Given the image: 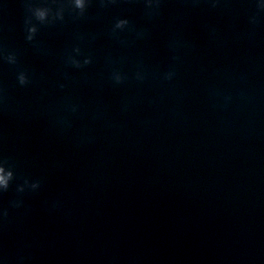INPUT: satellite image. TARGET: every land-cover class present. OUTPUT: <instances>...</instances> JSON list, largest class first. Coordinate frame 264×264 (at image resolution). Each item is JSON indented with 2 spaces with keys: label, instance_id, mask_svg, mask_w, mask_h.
<instances>
[{
  "label": "clouds",
  "instance_id": "9594fccd",
  "mask_svg": "<svg viewBox=\"0 0 264 264\" xmlns=\"http://www.w3.org/2000/svg\"><path fill=\"white\" fill-rule=\"evenodd\" d=\"M167 0H43L42 3H37L36 0H20L23 9V32L24 40L32 46V48L41 55H50L51 51L37 39V36L42 27H56L58 24L63 25L71 19L73 23L89 18V9L96 5L97 12L94 19H100L104 12L123 3H142L143 15L145 19L151 23L161 17L163 7ZM178 2L186 8L197 9L203 6V11H221L231 12L232 5L237 0H178ZM252 5L248 14V24L251 32L249 35H254L258 27L264 26V0H247ZM183 13L178 18H182ZM67 17V18H66ZM209 36L213 39L217 38L218 30L212 25H205ZM11 30V29H9ZM131 34L133 39L128 40L123 38L122 34ZM110 38L118 42L122 47H130L137 40L147 39L150 31L147 27H137V25L127 17H115L107 30ZM100 33H80L75 34L74 43L70 48L66 49L61 56V61L64 69L83 70L91 66L95 62V57L86 52L82 47L85 43H91L99 38ZM168 47L171 55L172 63L168 69L162 73L150 72L143 60H138L135 65L134 72L129 73L123 71L117 64L123 63V58L120 60L114 59L111 55L105 57L106 66L109 69L108 80L115 86H122L129 81H134L137 84H144L150 79H157L162 84L171 83L178 75V67L182 62L180 55L181 49L190 48L191 46L185 41L179 33H174L168 42ZM82 58V59H81ZM6 64L15 69L16 84L21 88H27L33 85L37 80H43L44 75L37 74L34 70H30L21 65L20 52L17 49L10 48L0 38V65ZM63 80L77 85L80 81L74 79L70 73L65 70L62 73ZM86 79V77H85ZM68 85L57 81L56 87L63 90ZM214 97H223L225 104L231 101V95H226L219 90H212L210 93ZM130 101H126L122 110L127 111ZM81 105L73 102L71 97H64L58 109H53L57 113L54 124L61 132H67L72 127V121L69 118L71 115L80 113ZM9 110V96L7 86L0 80V111L6 112ZM63 113V114H60ZM100 118V114L93 115V119ZM91 138L85 137L82 142H90ZM15 183L14 199L8 201L7 206L0 205V230H3L10 223L11 210H19L25 207L24 197L29 194H35L43 186V181L40 178H31L29 176H18L16 163L14 160L0 153V195L7 193ZM60 207V201H54L51 204L52 209ZM0 259L4 260V264H9V259L0 253ZM26 257L18 255L16 264H24Z\"/></svg>",
  "mask_w": 264,
  "mask_h": 264
}]
</instances>
